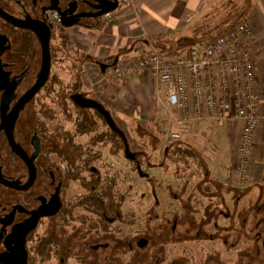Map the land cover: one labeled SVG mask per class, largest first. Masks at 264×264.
Instances as JSON below:
<instances>
[{"label":"flooded vegetation","instance_id":"af4514ba","mask_svg":"<svg viewBox=\"0 0 264 264\" xmlns=\"http://www.w3.org/2000/svg\"><path fill=\"white\" fill-rule=\"evenodd\" d=\"M125 1L0 0V264H264V200L205 169L175 168L173 185L66 71L67 30Z\"/></svg>","mask_w":264,"mask_h":264},{"label":"crops","instance_id":"0c3cea01","mask_svg":"<svg viewBox=\"0 0 264 264\" xmlns=\"http://www.w3.org/2000/svg\"><path fill=\"white\" fill-rule=\"evenodd\" d=\"M212 1L126 0L114 12L113 19L110 22L103 21L99 28L67 30L66 48L72 54L78 51L83 56L79 60L78 70L84 88L116 113L137 112L140 116L153 120L157 116L156 80L145 72L119 80L109 75V67L102 72L98 64L110 65L114 61L124 63L136 60L142 50L150 48L151 44L146 37L163 36L168 39L193 33L199 26H203L202 21ZM248 5L245 19L250 24L252 36L247 45L256 68L259 121L254 133L251 165L246 182L239 181L237 172L236 144L242 121L229 117L218 128L206 121L189 125L185 128V134L191 145L184 142L196 150L201 158L200 162L205 163V168L208 166L207 162L217 161L220 164L223 179L222 183L218 181L220 184L230 187L231 191L241 190L247 197L264 200V0H249ZM181 37L182 35L176 41ZM139 38L140 41L137 42ZM163 45L167 47L168 43ZM136 48L139 50L137 56L134 54ZM218 163L215 162L214 165Z\"/></svg>","mask_w":264,"mask_h":264},{"label":"built area","instance_id":"2783aa9c","mask_svg":"<svg viewBox=\"0 0 264 264\" xmlns=\"http://www.w3.org/2000/svg\"><path fill=\"white\" fill-rule=\"evenodd\" d=\"M112 19V13L104 16L106 22ZM251 36L250 24L242 18L192 49L160 52L151 44L136 60L109 65V75L119 80L139 72L156 80L161 125L174 141L198 122L218 128L229 117L242 121L236 144L242 183L250 170L259 121L256 68L247 45Z\"/></svg>","mask_w":264,"mask_h":264},{"label":"rangeland","instance_id":"374dc122","mask_svg":"<svg viewBox=\"0 0 264 264\" xmlns=\"http://www.w3.org/2000/svg\"><path fill=\"white\" fill-rule=\"evenodd\" d=\"M230 0H213L210 5L209 8L206 12V17L205 19L202 21L203 27H205V29L202 30V33H204L205 35H201L199 36V38H202V40L206 39V38H210L216 34H218L219 32H221L222 30L219 28H222L221 23H225L230 16H232L234 13L227 14L228 13V9L226 7V4L229 2ZM235 3L238 4V9H247L248 8V2L249 0H239V1H234ZM245 19V18H243ZM223 25V24H222ZM199 27H202L199 26ZM193 33H187V34H180L177 35L176 38H169L165 39L163 38V36H160L162 39H160V45L161 46H165L163 44L168 43V45L170 44H175L177 41L176 39L179 38L181 35L182 38H186V37H191ZM138 38V37H137ZM146 39L148 40V42L150 44H152V46L154 45V42H152V40L148 37H146ZM179 40V39H178ZM140 41V38L137 39V42ZM164 41V42H163ZM142 44H140L141 46ZM167 45V46H168ZM155 46V45H154ZM155 48L162 52L160 48H157L155 46ZM150 49V48H149ZM139 50L134 51V54L139 55ZM72 54V53H71ZM70 54V55H71ZM74 55H71L70 58V62L71 64L69 65L68 63H66V71L69 70L70 73H76L75 70H78V63H74L72 61ZM126 63V62H125ZM68 64V65H67ZM77 69H74L73 68ZM109 71V68H108ZM78 72V71H77ZM108 73H106L107 76ZM148 74V73H147ZM150 75V74H149ZM151 76V75H150ZM155 111H156V117H154L153 120H150L149 117H145V116H140V113L138 114L137 112H131V113H122V112H118L116 113V120L119 123L121 130L125 133V135L128 137V141L130 144V147L132 148V150L134 151H142L145 152L146 154V158L148 160H150L151 163H155L160 165V167H162L164 170H166L165 174L166 177L168 175V178H170V180L172 181V184L175 185V181L172 179V174L171 172L175 171V168H179V169H186L187 168V173L186 175H189V171H196L197 173H199V175H201L203 173V169L207 170L208 173L210 174V180L215 179L217 181L218 184H220L219 182L222 183L221 180L222 179V170L220 168V164L215 161L216 163H218L217 165H214L215 162H207V168H205L203 165V163H201V167H198V165L196 164L195 161H189L188 166L187 164H185V162H181V161H177L174 162L173 158H171V156L167 155L166 149L169 148V145L173 144V142H175L174 140L170 139L169 135L167 134V132H164V128L161 125V108H160V103L156 102V106H155ZM185 131V130H184ZM180 142H187V136L185 134V132L183 133V138L181 140H179ZM204 142V141H202ZM207 142V141H206ZM189 144V143H188ZM191 145V144H189ZM206 146V145H204ZM208 149L210 150V148L208 147ZM207 150V147H206ZM216 153V157H217ZM207 156V155H206ZM207 158H209V156H207ZM210 159V158H209ZM219 160V158H218ZM123 162V159L121 158L119 160V165H122L121 163ZM178 164V165H177ZM206 166V165H205ZM143 170L146 171L147 173H149V175H162L164 173V171H157L154 170L153 168H147V166L143 167ZM171 175V176H169ZM136 176V175H135ZM189 177H187V180H190V182H187L190 185H200L199 182V178L194 177L193 179H188ZM137 181L135 182L136 185H144V180H141V178H136ZM219 181V182H218ZM198 183V184H197ZM205 183V182H204ZM217 183H213L215 187L217 186ZM221 185V184H220Z\"/></svg>","mask_w":264,"mask_h":264},{"label":"trees","instance_id":"16d2710c","mask_svg":"<svg viewBox=\"0 0 264 264\" xmlns=\"http://www.w3.org/2000/svg\"><path fill=\"white\" fill-rule=\"evenodd\" d=\"M226 7L228 9L227 14H230V15L232 13H234V14L232 16H230L229 19L225 23H221L222 28H219L221 30H223L226 27L234 24L237 20L245 18V16L248 13V10H246L245 8L243 10L238 9L237 8L238 4L235 3L234 0H230L226 4ZM203 29H205V27H203V26L198 27L197 29H195L193 31V34L191 37L179 39V40H177V42L175 44H170L167 47L160 45L159 41H160V39H162L160 36L152 37L150 39L152 40V42H154V45L157 48H160L161 51H163V52H181V51L192 49L201 43L202 38H199V36H200V34L205 35L204 33H202ZM69 56L71 57V55H69ZM73 68H74V66H73ZM74 69H76V68H74ZM166 152H167V155H169V156H171V158H173L174 162H177V161L185 162V164H187V166H188V164H189L188 162L191 160V161H195L196 164L198 165V167H201L200 166L202 163V162H200L201 158L197 154L196 150H194L193 147L189 146L184 141L183 142H180V141L173 142V144L169 145V148L166 149Z\"/></svg>","mask_w":264,"mask_h":264},{"label":"water","instance_id":"95a60500","mask_svg":"<svg viewBox=\"0 0 264 264\" xmlns=\"http://www.w3.org/2000/svg\"><path fill=\"white\" fill-rule=\"evenodd\" d=\"M119 7V4L117 3L115 6H113L112 8L106 10L103 15L107 14V13H111L114 12L115 10H117ZM74 24L73 23H68L66 24L67 28L73 27ZM116 61L113 62V64H115ZM98 66L101 68L102 72H105V70L109 67V65L106 64H101L99 63ZM74 101L76 104L80 105L81 107H92L95 108L96 110H98L104 117V119L106 120L107 124L111 127L116 129L114 122L112 121L110 114L108 113V111L106 109H104L102 107V105L94 100H90V99H85L83 98L81 95H77L74 97ZM120 132V130H117ZM127 155H129V151L127 150ZM131 158V157H130Z\"/></svg>","mask_w":264,"mask_h":264}]
</instances>
